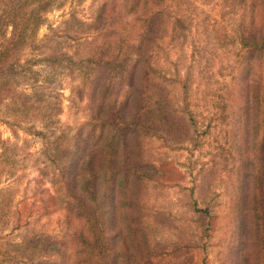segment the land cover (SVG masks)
I'll return each instance as SVG.
<instances>
[{
    "label": "rangeland",
    "instance_id": "374dc122",
    "mask_svg": "<svg viewBox=\"0 0 264 264\" xmlns=\"http://www.w3.org/2000/svg\"><path fill=\"white\" fill-rule=\"evenodd\" d=\"M111 1L51 2L41 14L36 47L23 51L15 73L0 77V82L16 83L18 91L26 95L33 93L34 85L40 86L56 105L53 115L37 119L23 114L10 100L0 105V199L11 198L8 215L0 204V261L7 260L2 264L36 263L24 249L32 232L66 241L84 224V215L66 220L68 196L63 188L72 179L67 163L71 158L82 159L81 128L92 114L90 95L93 90L99 92L104 71L93 56L99 42L81 47L77 42L102 38L100 33L105 29L87 32L85 25L93 22L99 5ZM161 5L164 16L146 53L152 76L148 84L155 89V84L163 82L171 103L179 110L190 109L195 124L183 138L140 130L141 153L147 161L143 171L152 173L153 167L158 170L154 178L145 177L141 184L140 222L151 242L181 237L196 240L200 233L193 222L192 204L197 201L201 206L209 201L214 225L206 239L207 264H233L226 256L228 251L233 246V253L241 252L238 239H234L238 230L235 205L244 190L243 183L251 181L252 185L254 178L253 174L247 176L242 162L248 152L242 136L248 124L237 127L240 113L243 116L239 111V82L247 50L239 39L248 7L234 0H164ZM128 10L122 7L130 24L134 13ZM12 29L9 26L6 30L8 35ZM126 31H131L130 25ZM229 35L233 41L216 43V37L227 39ZM123 38L127 40V33ZM56 41L62 42V50L71 62H56L57 70H64L49 84L44 82L45 59L56 50ZM85 57H90V64ZM109 86V100L125 96L127 88L119 80H112ZM154 89L145 95V103L155 97ZM259 124L248 126L250 145L262 139ZM57 169L65 178L54 184L51 177L59 175ZM111 199L115 206L119 193L115 199L112 194ZM116 211V224L123 226L121 208L118 206ZM15 223L21 227L16 228ZM122 235L130 242L126 228Z\"/></svg>",
    "mask_w": 264,
    "mask_h": 264
},
{
    "label": "trees",
    "instance_id": "16d2710c",
    "mask_svg": "<svg viewBox=\"0 0 264 264\" xmlns=\"http://www.w3.org/2000/svg\"><path fill=\"white\" fill-rule=\"evenodd\" d=\"M53 1L0 0V77L15 73L23 51L36 47L35 34L42 21L41 14ZM234 1L248 7L239 39L247 50L246 65L239 82V111H243V116L240 113L237 127L243 123L248 126L260 123L257 127L263 129V136L260 142L250 145V128L245 127L242 134L248 150L243 155V167L247 176L253 174L254 178L252 185L251 181L243 183L244 190L233 209L238 219L234 239H238L241 252L233 253L232 246L226 256L233 264H264V0ZM163 2H105L99 5L93 22L85 25L87 32L97 33V30L105 29L100 33L102 38L77 42L79 46L99 42L93 56L103 66L104 81L99 92L93 90L90 95L92 114L81 128L82 159L71 158L67 163L68 175L72 179L63 188L68 196L66 220L69 222L74 216L80 218L84 215L81 219L84 224L66 241L32 232L24 249L35 264H207L206 239L214 225L209 201H203L201 206L197 201L192 204L193 222L200 233L196 240L181 237L174 241L151 242L140 222L138 194L141 184L145 177L154 178L158 172L155 167L152 173L143 171L147 161L141 153L140 130L144 129L150 135L165 132L171 138H183L195 124L190 109L179 110L171 103L163 82L155 84V89L148 84L152 76L150 56L146 53L155 40L157 25L163 19ZM122 7H128V13H134L132 23L125 20ZM129 25L131 31H126ZM9 26L13 28L10 35L6 32ZM126 33L127 40L123 38ZM233 40L231 35L227 39L216 37L217 44ZM62 47V42L56 41L53 46L56 50L45 59L48 63L45 83L58 78L64 70H57L56 62H71ZM90 60L85 57L86 63L90 64ZM112 80H119L126 86L123 98L108 99ZM5 81L0 82V105L10 100L11 105L35 119L53 115L56 105L48 91L34 85L33 93L26 95L18 91L16 83ZM150 89H154L155 97L145 103V95ZM4 154H7V148ZM57 172L59 175L51 177L54 184L65 178L62 170L57 169ZM117 192L119 199L115 200L114 206L111 198L113 194L115 199ZM10 202L9 196L0 199L7 215ZM118 206L124 219L123 226H118L115 221ZM15 226L19 228L21 224L15 223ZM123 228L128 230L130 242L124 239ZM5 261L1 260L0 264Z\"/></svg>",
    "mask_w": 264,
    "mask_h": 264
}]
</instances>
